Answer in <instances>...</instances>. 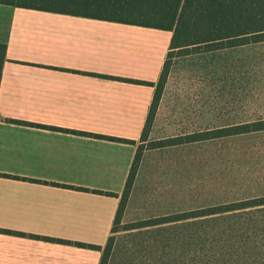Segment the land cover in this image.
<instances>
[{"label": "crops", "instance_id": "0c3cea01", "mask_svg": "<svg viewBox=\"0 0 264 264\" xmlns=\"http://www.w3.org/2000/svg\"><path fill=\"white\" fill-rule=\"evenodd\" d=\"M60 11L0 6V264L102 263L170 50Z\"/></svg>", "mask_w": 264, "mask_h": 264}, {"label": "rangeland", "instance_id": "374dc122", "mask_svg": "<svg viewBox=\"0 0 264 264\" xmlns=\"http://www.w3.org/2000/svg\"><path fill=\"white\" fill-rule=\"evenodd\" d=\"M261 120L264 43L178 59L150 138ZM263 198L264 132L145 150L107 264H264V205L131 229Z\"/></svg>", "mask_w": 264, "mask_h": 264}, {"label": "trees", "instance_id": "16d2710c", "mask_svg": "<svg viewBox=\"0 0 264 264\" xmlns=\"http://www.w3.org/2000/svg\"><path fill=\"white\" fill-rule=\"evenodd\" d=\"M1 5L35 9L53 8V10H61L60 12L63 13L94 15L108 20L132 22L173 32L167 61L157 85L155 99L143 132V145L138 148L126 189L121 197L113 233L116 232V226L126 208L145 150L264 132V120H261L217 129L206 128L203 133L198 134L186 133L184 135L166 136L160 141H151L150 138L160 109L159 104L171 79L174 63L178 59L193 55L264 43V0H0ZM5 52L6 45L0 44V81ZM104 194L116 196L112 193ZM263 205L264 198L242 204L209 208L200 213L202 215L187 213L186 215L150 220L136 227H131V229L223 214ZM111 241L110 238L104 249L101 264H107ZM77 245L101 251V247L79 243Z\"/></svg>", "mask_w": 264, "mask_h": 264}]
</instances>
